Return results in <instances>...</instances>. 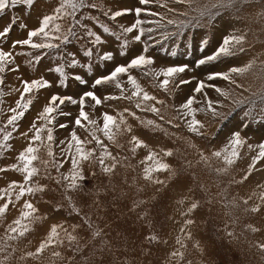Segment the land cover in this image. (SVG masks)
Wrapping results in <instances>:
<instances>
[{"label": "rangeland", "instance_id": "1", "mask_svg": "<svg viewBox=\"0 0 264 264\" xmlns=\"http://www.w3.org/2000/svg\"><path fill=\"white\" fill-rule=\"evenodd\" d=\"M199 2L208 4L210 0H199ZM99 3L102 8L112 11L134 10L141 7L149 12L158 13L159 15L155 17L142 13L139 17L146 21L157 20L166 25L153 34L156 37H159L163 32L177 31L175 25L166 24L168 19L177 21L185 19L175 12H170L169 8L188 11L192 16L196 15L195 11L188 9L186 5L175 3L174 0H158V2L153 0L149 5H141L139 0H99ZM57 4L58 0H36V4L31 10H25L18 6L16 9H8L5 13L0 14V28L8 25L11 17H21L22 22L27 24V29L14 27L9 37L0 42V47L5 51H13L16 65L20 69L19 72L9 71L3 74L5 84L0 87V90L5 95L3 103H0V109H2L0 111V127L6 124L7 118L11 115L9 109L15 107L16 101L20 97V92L14 91V89L22 90L21 79L32 80L44 77L53 82L52 88L42 89L30 97H26V99H33V104L30 110L25 113L24 118L18 122L19 130L13 132V138L9 141V149L0 155V168H9L7 172H0V196L4 197V200H0V205L7 201L9 195L13 199V204L9 205L5 217L0 219V237L6 235L7 227L20 216L25 201L30 200L38 209L36 215L44 217V219L31 224V230L24 237L8 241L7 250L0 251V260L5 261V264H102L101 256L103 255V264H264V259H262L264 253L252 246L257 242L264 243V204H262L259 213L247 211L252 206L261 203L259 197L264 194V160L257 162L251 175H248L246 180L244 179L253 158L258 155V146L264 144V116L257 115L260 107L259 102H257L256 111L253 113L255 119H248L244 116V112L248 110L247 104L237 106L233 102L243 97H251L252 92H258L264 87V80L258 78L261 74L260 65L264 62V20L258 22V14L264 7V3H250L239 12L222 11L211 23L207 17H204L201 20V24L204 26L185 28L180 35L171 36L162 44L149 41L152 47L148 55L155 59L152 68L159 70L170 66L188 65V69L181 74L180 78L190 80L191 83L181 85L171 95L159 88L152 77L145 76L142 70H131V75L136 77L146 92L165 101L164 105H156L161 108L165 121L176 115L174 109L169 107L170 105L178 107L191 96L196 97L194 107H205L204 94H196L193 91L199 81H205L230 92L229 97L225 98L219 95L214 88L204 89L207 99L218 102L215 106L217 111L222 114V116L213 117L207 111L197 113V118L206 126L204 137L188 132L183 121H173V123L181 125L179 128H174L153 113L137 109L134 100H103L108 95H122L120 90L113 85L100 86L94 90L90 88L95 77L108 74L116 65L125 64L139 54L141 45L138 43H130L127 56H115L113 61L95 67L91 75L85 74L89 86L70 81L68 88L58 87L56 75L47 71L49 67L56 66L48 57L42 59L40 64L35 67L30 66L28 64L30 57L19 53L31 51L32 56L41 55V53L19 46L13 49L11 44L15 40L26 38L28 29L39 27L40 19L46 14H51ZM165 4L167 7L162 6ZM93 13L114 30H118L119 25L131 26L137 19L134 12L118 18L115 22L109 21L98 10H93ZM161 17H164V20H161ZM143 27L156 28V25L146 23ZM233 32L237 35L246 34L244 47L247 51L215 63L197 66L200 59L211 55L223 39ZM204 39H207L209 43L201 52V41ZM109 40L110 43L107 47L115 50L118 45L114 47V38H109ZM76 47L82 48L83 46L78 44ZM173 51L176 52L175 56L171 55ZM80 55L82 56V52ZM253 59H256V67L244 76H234L237 83L243 86L242 88H235L234 85L221 79L212 81L207 79L212 73L227 72L231 67L244 66ZM78 71L84 74L83 69ZM120 79L125 88L124 95H131L132 86L127 83V77ZM244 89H250V91ZM88 90L95 91L103 101L96 107L92 106V101H86L85 111L90 114L92 119L97 120L102 126L104 113L117 117L119 113H123L128 125L132 128L131 133L117 136V143L121 147H117L116 144L108 141L102 132L97 131V135L108 146V150L119 160L115 172L110 178L100 171L98 164L85 162L83 171L86 179L83 184L85 190L92 191L93 195L84 196L81 193L70 192L69 195L73 197L81 215L77 216L75 213L69 215L67 201L62 199V190L54 180L48 179L47 173L43 172V166L37 161L36 165L41 167V175L34 177L33 183L38 182L46 186L48 190L36 193L34 196L26 195L17 202L15 191L6 194L4 190L13 181L22 182L23 180L21 173L11 170V166L18 163L17 157L20 152L28 146V139L21 133L29 132L30 125L37 119L51 95L57 93L72 95L78 99L84 91ZM125 109L135 112L141 119L156 120L167 130L168 134L145 128L141 125L140 120L129 116L124 111ZM63 111L71 112L72 115L57 117V124H68L67 128L56 127L54 129L53 150L58 158L66 146V141L70 139L72 131H75L82 140L91 139L88 130L74 125L79 105L66 104ZM8 130H11L10 126ZM236 132L240 133L245 143L238 149L239 158L233 165L227 166L224 165L222 159L218 160L211 156V153L222 151ZM31 135L32 133L29 132V136ZM132 135L138 136L148 147L137 149L135 153H132L129 143ZM177 137L181 139H177ZM190 145H195V147H190ZM85 147L86 149H95L94 160L100 155L101 149L95 141L86 144ZM162 150H172L174 155L163 156ZM149 151L157 152L163 162L177 170V176L169 179L168 173L160 172L154 173V177L167 180L166 184L146 181L143 178L145 165L140 161L148 155ZM201 152L209 157L207 162L201 160ZM38 155L41 159H48L43 147ZM110 162L106 161V163ZM69 167L70 165L65 163L61 172L67 173ZM224 167L228 168L227 173L218 174L215 171L217 168ZM48 171L52 176L57 175L55 169L51 167ZM93 172L96 173L95 176L91 174ZM245 199L248 200L247 204L244 203ZM232 201H235L236 206H232L230 203ZM193 202H197L199 207L185 215ZM59 204H63L64 207L58 208ZM84 216L90 218L92 228L88 229L85 225L77 230V234L84 237L80 243L84 244L95 229L102 230V235L92 240L82 253H75L65 241L62 247L49 246L40 255H28V253L36 252L39 245L46 239L53 224H64L65 227H69L72 224L81 223ZM188 219L193 220L194 223L184 228L185 221ZM249 226H254L260 231L253 233ZM182 228H184L183 231ZM69 230H71L70 227ZM189 232L191 238H188ZM228 232H233L236 238L229 237ZM147 236H156L157 240L149 244L145 240ZM104 240L112 243L111 253L102 254L98 250L102 246L101 241ZM3 243L4 241L0 239V245ZM148 249L150 252L146 255L145 250ZM57 251L61 253L60 257L53 255ZM173 252L183 253V259L179 256L172 257L171 253ZM86 257H91V259L86 261Z\"/></svg>", "mask_w": 264, "mask_h": 264}, {"label": "snow or ice", "instance_id": "2", "mask_svg": "<svg viewBox=\"0 0 264 264\" xmlns=\"http://www.w3.org/2000/svg\"><path fill=\"white\" fill-rule=\"evenodd\" d=\"M153 0H139L141 5H149ZM158 2V0H156ZM177 4L186 5L188 9H192L196 12L195 16L190 15L188 11H179L176 9L169 8L170 12H175L178 16L185 17L184 20L177 21L175 19H168L167 25H175L177 28L176 32L168 33L163 32L159 37L153 35L158 29L165 27V24H161L157 20H142L139 17L143 14L149 16L159 15L156 12H149L145 8L137 7L133 9H123L112 11L108 8H102L99 0H58L57 6H55L51 14H46L40 19L39 27L35 29H28L27 36L24 39H18L12 42L11 48L17 46L21 48H28L40 52L41 55L32 56V52L19 53L20 55L29 56L28 64L32 67L40 64L41 60L48 57L55 63V67H49L48 72L54 73L57 78V86L60 88H68L70 81L78 82L79 85L89 86L86 75H91L93 69L99 65H103L106 62L113 61L115 56H127L130 43L135 42L141 45V51L139 54L132 57L125 64H118L106 75H100L95 77L90 85L91 89H96L100 86L113 85L119 89L120 96L108 95L103 100H117L127 99L129 101H135V107L144 112H151L160 120L165 121V117L162 115L161 108L156 105H164L165 101L157 99V97L150 95L146 92L136 77L131 75V70H142L145 76H150L157 82V86L163 89L164 92L171 95V93L179 88L181 85L191 83L190 80L181 79L180 76L187 69L188 65L181 66H170L166 68H160L156 70L152 68L155 64V59L148 55L152 44L149 41H153L156 44H162L163 41L168 40L171 36H178L182 33L185 28H198L204 25L201 24V20L204 17L208 18L209 23L221 14L222 11L232 10L239 12L245 5L250 3H264V0H210L208 4H201L199 0H174ZM36 4V0H0V14L5 13L8 9H16L18 6L25 10L33 9ZM167 7V5H162ZM195 6V7H194ZM93 10H98L101 14L106 17L109 21L115 22L118 18L134 12L137 19L131 26L119 25L118 30H114L109 26L108 23L102 22L100 17L93 13ZM30 14V12H29ZM164 20V17L160 18ZM259 20H264V7L261 8L258 14ZM155 24L156 28H145L144 24ZM14 27L27 29V24L22 22L21 17H11L9 24L0 28V42L6 40ZM239 31V30H237ZM135 33V35H132ZM107 34V35H105ZM130 37V39H129ZM109 38H114L115 50L109 49L107 46L110 43ZM209 41L204 39L201 41L200 51L203 52L208 46ZM246 43V34L237 35L233 34L225 37L219 47L211 54L200 59L197 66L205 65L209 63H215L224 58H231L239 53H244L247 49L244 47ZM82 45V48H77L76 45ZM82 52V56L80 53ZM171 55L175 56L176 52L173 51ZM58 61V63H56ZM83 61V62H82ZM254 67H256V59L240 67H231L227 72H215L210 74L207 79L208 81L221 79L227 81L229 84L234 85L235 88H242L243 86L237 83L234 76H244L249 73ZM83 69L84 74H81L78 70ZM261 74L258 78L264 80V62L260 65ZM19 66L16 65L15 56L13 51H5L0 47V87L5 84V72H19ZM121 77H127V83L132 86L131 95H124L125 88L121 82ZM22 90L20 88L14 89V91L20 92V97L16 101L15 107L9 109L11 115L7 118L6 124L0 127V155L9 149V141L13 138V132L19 130V121H21L25 113L30 110L33 99L30 97L34 93H38L42 89H48L53 87V82L44 77H40L32 80L21 79ZM205 88H214L215 91L225 98H228L230 92L225 91L213 84H208L205 81H199L194 88L196 94L203 93L205 96V107L196 108V97H189L184 103L178 107L170 105L176 113L173 117L165 121L167 124H171L174 128H179L181 125L173 123V121H183L186 125L187 131L195 136L204 137L206 135L205 124L197 118V113L207 111L212 114L213 117L222 116L217 111L215 106L218 102H213L207 99V94L204 93ZM88 90L84 91L79 98H75L72 95H51L48 103L43 107V110L38 114L37 119L30 125L29 132L32 133L29 136V132L21 133V135L28 139V146L20 152L17 157L18 163L11 166V170L17 171L22 174V182L13 181L8 188L4 191L5 193L16 192L15 200L18 202L26 195L34 196L36 193L44 192L47 189L46 186L39 184L38 182L33 183L34 177L41 175V167L43 166V172L47 173L48 179L54 180L55 184L62 190V199L67 201L69 207V215L75 213L77 216L81 215L80 209L77 207L73 200V197L69 195L70 192L81 193L84 196H92L93 192L85 190L83 181L86 179L83 171V164L85 162H92L98 164L100 171L111 178L115 172L116 167L119 164V160L109 150L108 146L105 145L104 141L97 135V131L102 132L103 136L107 138L117 147H121L117 143V136L123 133H131L132 128L128 125L127 120L124 118L123 113H119L118 117L110 115L108 113L103 114V125L90 117V114L85 111L86 101H92L93 107L102 104V99L95 91ZM250 91V89H244ZM5 93L0 90V103H3V97ZM154 101L155 103L149 104L147 102ZM237 106L248 105V110L244 112V116L248 119H255L253 113L256 111L257 102H259V112L257 115L264 116V87L258 92H252L251 97H243L233 101ZM66 104L79 105V112L74 120V125L79 128H85L89 131L91 137L90 140H82L75 131L70 133V139L66 141V146L62 149L60 157L58 158L53 150L55 137L54 129L67 128L68 124L60 123L57 124V117H70L71 112L63 111V107ZM2 111V109H0ZM125 112L134 119L140 120L141 125L145 128H149L152 131H162L167 133V130L162 127L161 124L157 123L154 119H141L136 115L135 112L125 109ZM86 122V123H85ZM9 126L11 130H8ZM246 126V125H245ZM44 134V135H42ZM177 139H181L177 137ZM95 143L100 147L101 152L98 157L96 156L95 149H86L85 145L88 143ZM131 148L130 151L135 153L137 149L147 148L148 145L141 140L138 136L132 135L129 141ZM245 143L241 138L239 132L233 134L229 144L222 151H215L211 153V156L222 159L224 165L231 166L239 158L238 149ZM41 147L46 151L48 159H41L38 155ZM195 147V145H190ZM250 148L252 146H249ZM258 155L253 158L252 164L248 168L247 175L244 179L251 175L253 168L256 163L260 160H264V144L258 146ZM163 156L171 157L174 155L172 150H162ZM201 160L207 162L208 156H205L202 152L200 153ZM106 161H111L106 163ZM151 162V163H149ZM70 165L67 173L61 172L64 164ZM141 164L145 165L143 168V178L146 181H150L155 184H166L167 180H160L154 177V173H168L169 179L177 176V170L172 168L170 164L163 162L162 158L155 151H149L148 155L140 161ZM190 166V165H189ZM49 167L55 169L57 175L52 176L48 171ZM9 168H0V172H7ZM215 171L220 173H227L228 168H217ZM93 176L95 172L91 173ZM261 203L252 206L247 211L252 213H259L261 206L264 204V194L259 197ZM0 200H4L3 196H0ZM183 203V201H181ZM232 206L235 205V201L230 202ZM244 203L247 204L248 200L245 199ZM13 204V199L9 195L5 203L0 205V219H3L9 210V205ZM228 206L227 204L225 205ZM64 207L63 204L57 206ZM199 204L193 202L191 206L185 212V215L194 211ZM38 209L30 201H25L22 205L20 216L14 220L6 229V235L0 237L4 241L0 245V251H6L8 247V241L16 240L18 237H24L30 230V225L37 221L44 219V217L37 216ZM194 221L188 219L185 221L184 228L188 225L193 224ZM87 225L88 229L92 228L91 220L88 216L82 218L81 223L72 224L69 227H65L64 224H53L50 232L46 239L39 245L38 249L34 253H28L29 256H37L42 254L49 246H64L65 241L68 245L73 248L75 253H82L83 249L88 246L92 240L99 238L102 235V230L95 229L91 233V237L86 239L84 244L80 241L84 237L77 234L79 228ZM182 228V231L184 230ZM250 231L253 233L260 231V229L249 226ZM227 235L235 239L233 232H228ZM188 238H191V233H188ZM145 240L151 244L157 240L156 236H147ZM178 243L180 241H177ZM101 247L98 249L102 254L105 252L111 253L113 245L109 241H101ZM258 249L261 253H264V243L257 242L252 245ZM199 247V245H197ZM150 249L145 250V254H149ZM54 256L60 257L59 251L53 253ZM172 257L179 256L183 259V253L173 252ZM91 257H86L85 260H90ZM103 255L101 261L103 264ZM264 259V257H262ZM0 264H5V261L0 260Z\"/></svg>", "mask_w": 264, "mask_h": 264}]
</instances>
